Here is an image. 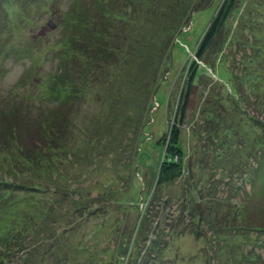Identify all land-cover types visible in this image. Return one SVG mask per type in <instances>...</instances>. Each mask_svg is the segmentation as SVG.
Wrapping results in <instances>:
<instances>
[{
	"label": "rangeland",
	"instance_id": "rangeland-1",
	"mask_svg": "<svg viewBox=\"0 0 264 264\" xmlns=\"http://www.w3.org/2000/svg\"><path fill=\"white\" fill-rule=\"evenodd\" d=\"M72 1L39 0L26 12L6 8L0 115L18 108L27 125L40 116V102L44 111L53 107L49 82L65 57L61 39L68 43L64 20ZM196 1L206 8L195 10ZM225 1L103 0L108 30L102 43L94 33L82 37L87 22H76L73 35L66 34L80 46L70 70L87 87L82 101L67 109L68 155L30 181V192L0 204V264H139L158 228L168 241L151 256L161 264H264V233L245 229L241 212L232 218L231 199L241 186L236 200L244 198L248 214L253 204L262 210L256 215L264 214V0H239L226 25L223 57L207 67L197 61L182 125L190 173L152 199L164 154L159 141L196 48ZM5 77L15 80L11 87ZM189 196L204 209L193 224L198 236L185 231ZM182 217L186 222L171 230Z\"/></svg>",
	"mask_w": 264,
	"mask_h": 264
},
{
	"label": "trees",
	"instance_id": "trees-1",
	"mask_svg": "<svg viewBox=\"0 0 264 264\" xmlns=\"http://www.w3.org/2000/svg\"><path fill=\"white\" fill-rule=\"evenodd\" d=\"M112 3L115 0H111ZM120 2V0H116ZM39 0H0V23L4 20V17L8 15L6 8L16 7L18 9H32L33 6L38 5ZM239 0H226L218 10L217 14L213 17L211 23L208 25L206 31L204 32L197 48L194 53L196 60L193 61L191 68L188 71V76L186 83L182 88L181 95L179 97L177 106L174 111L173 120L170 124L169 130L166 134L162 136L159 141V145L163 147L164 154L161 158L159 164V170L156 177L154 195L152 199H156L158 194H161L162 190L168 188L174 182L178 181L185 175V172L190 173V168L185 164L186 161V151L183 147V123L187 112V105L190 98L192 86L199 75V63L201 61L206 67L211 64L212 59L218 57V55L223 57V45L226 41V25L227 22L235 8H237ZM72 6L68 13L66 14L64 23L65 29L69 31L64 32L66 43L62 37L61 43L64 45L65 57L58 58V70L52 75L49 92V102L53 104L50 111H44L43 103L40 102V116L30 117L29 122L23 123L20 121L21 118L18 116V108L9 109L2 112L0 115V204L4 205L8 202V198L15 197L20 191H29L32 186H29V182H34L40 173H49L55 168L56 163L60 160L66 159L65 155H68L66 148V137L64 136L65 128L71 124V118L68 117V107H70L76 100L79 102L83 99L84 90L87 87L86 78L83 75H73L70 70V61L72 63L74 54L76 50L80 48L79 44H76V40L72 41V36L70 32H75L77 23L83 18L86 20L87 26H85V33L82 37H90L93 33L97 34V42H101L103 35H106V30H108V23L105 19L104 4L103 0H73L71 2ZM207 4L199 5L195 2V10H202L206 8ZM82 10L86 14L82 16ZM10 19V16H8ZM93 20L95 24L93 25ZM77 22V23H76ZM85 22V23H86ZM91 22V23H90ZM10 24V23H9ZM8 24V25H9ZM5 24H1L2 27ZM8 25H5L8 27ZM93 25V28H92ZM2 29V35H6L5 29ZM92 28V29H91ZM78 34V32H77ZM108 34V33H107ZM10 33H8V36ZM1 36V35H0ZM81 36V32H80ZM225 41L222 42L223 38ZM71 42V43H70ZM102 43V42H101ZM221 43V45H220ZM17 48V47H15ZM227 55V54H226ZM92 57V55H91ZM230 92V89H229ZM230 95H234L230 93ZM236 95V93H235ZM14 107V106H12ZM15 108V107H14ZM214 111H208V114H213ZM213 123V121H211ZM264 125V122L262 126ZM264 145V143H263ZM10 146V151L7 152L5 149ZM264 151V150H263ZM264 159V154L261 155ZM264 161V160H263ZM260 164L259 166H261ZM260 168V167H259ZM46 169V170H45ZM48 170V171H47ZM258 168H256V171ZM264 168L262 169V173ZM260 172V174H261ZM263 176H261L262 178ZM243 187H236L233 189V194L231 199L235 206L232 218L237 217L238 213H242L245 216L244 226L245 229L255 230L258 233H264V214L256 215L262 210H258V207L253 204L248 207L250 213L244 209V198L238 202L236 197L241 195ZM192 194V193H191ZM231 194V193H230ZM247 195V194H246ZM187 210V224L190 225L186 232L192 233L196 236L200 233V230L193 224L199 223L202 220V215H204V209L201 205L197 204L196 200L192 197ZM252 196L248 197L250 200ZM238 204V206H236ZM247 204H252L247 202ZM201 207V208H200ZM229 211V208H225ZM221 218H217V223H221ZM229 214L225 217V220H230ZM186 222L185 217L178 219L175 224L178 230L182 221ZM1 223V221H0ZM190 223V224H189ZM182 232V233H181ZM181 235L184 233V229L178 231ZM165 234L162 236V230L158 228L156 233V242L144 247V255L139 264H161L162 259L159 256H151L152 252L156 251V248L164 249L167 245L166 240L164 242ZM168 237V236H167ZM172 237V234L171 236ZM162 238V239H161ZM161 239V240H158ZM163 241V242H162ZM3 251V249H2ZM153 259L156 261L151 262ZM263 260L260 261L262 263Z\"/></svg>",
	"mask_w": 264,
	"mask_h": 264
},
{
	"label": "clouds",
	"instance_id": "clouds-1",
	"mask_svg": "<svg viewBox=\"0 0 264 264\" xmlns=\"http://www.w3.org/2000/svg\"><path fill=\"white\" fill-rule=\"evenodd\" d=\"M8 66H9V67H12V66H13V64H12L11 61L9 62V65H8ZM21 74H22V69L19 70V72L17 73L15 79H19V76H20ZM14 82H15V80H8V78L5 77L4 86H5V87H11L12 84H13Z\"/></svg>",
	"mask_w": 264,
	"mask_h": 264
}]
</instances>
